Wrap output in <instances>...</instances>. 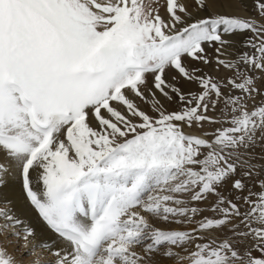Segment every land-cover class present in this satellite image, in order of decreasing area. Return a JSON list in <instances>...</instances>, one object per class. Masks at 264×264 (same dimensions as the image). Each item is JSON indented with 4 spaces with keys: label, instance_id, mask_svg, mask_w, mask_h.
<instances>
[{
    "label": "snow or ice",
    "instance_id": "6c2138e0",
    "mask_svg": "<svg viewBox=\"0 0 264 264\" xmlns=\"http://www.w3.org/2000/svg\"><path fill=\"white\" fill-rule=\"evenodd\" d=\"M0 264H264V0H0Z\"/></svg>",
    "mask_w": 264,
    "mask_h": 264
}]
</instances>
